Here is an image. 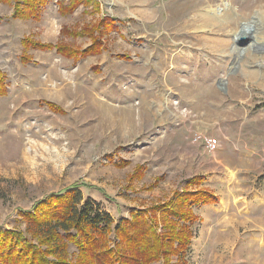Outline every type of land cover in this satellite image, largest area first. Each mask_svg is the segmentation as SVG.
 <instances>
[{
    "label": "rangeland",
    "instance_id": "obj_1",
    "mask_svg": "<svg viewBox=\"0 0 264 264\" xmlns=\"http://www.w3.org/2000/svg\"><path fill=\"white\" fill-rule=\"evenodd\" d=\"M58 1L36 20L0 1V234L31 255L27 215L63 192L120 221L204 175L218 201L195 209L187 264H264V0Z\"/></svg>",
    "mask_w": 264,
    "mask_h": 264
},
{
    "label": "trees",
    "instance_id": "obj_2",
    "mask_svg": "<svg viewBox=\"0 0 264 264\" xmlns=\"http://www.w3.org/2000/svg\"><path fill=\"white\" fill-rule=\"evenodd\" d=\"M15 2L14 17L40 19L44 6L50 0H0ZM94 0H59V11L70 15L79 5L94 4ZM108 19V18H107ZM24 43L30 45L26 39ZM43 45L33 43V48L43 51L56 49L58 54L72 58L78 56L74 48L66 45ZM68 49L71 54L63 50ZM87 53V51H84ZM76 53V54H74ZM93 54V53H92ZM4 74L0 77V96H7ZM204 177L197 176L189 182L196 190L184 189L175 193L167 203L147 209H135L130 219L116 221L99 202L85 198L79 188L63 192L47 206L45 204L32 216L27 215L24 234L35 243L30 255H22L13 246L6 234H0V264H187L193 227L200 221L195 209L216 204L213 192L203 188ZM59 203L61 209L56 204ZM49 207V208H48ZM48 208V210H47ZM159 217V223L157 217ZM24 241L27 237L23 238ZM24 246L26 244L22 242ZM71 245L78 251V257L68 259ZM51 258V259H48Z\"/></svg>",
    "mask_w": 264,
    "mask_h": 264
},
{
    "label": "built area",
    "instance_id": "obj_3",
    "mask_svg": "<svg viewBox=\"0 0 264 264\" xmlns=\"http://www.w3.org/2000/svg\"><path fill=\"white\" fill-rule=\"evenodd\" d=\"M192 141L194 143H202L205 148L210 152H215L219 148L218 140L212 136H206L200 133H195L192 136Z\"/></svg>",
    "mask_w": 264,
    "mask_h": 264
},
{
    "label": "water",
    "instance_id": "obj_4",
    "mask_svg": "<svg viewBox=\"0 0 264 264\" xmlns=\"http://www.w3.org/2000/svg\"><path fill=\"white\" fill-rule=\"evenodd\" d=\"M249 28H250V27H248V26L246 25V26L243 28V30H242V35L247 34L248 31H249ZM240 39H241V43L246 41V38H245V37H240ZM222 86H223V84L219 83V87H220L221 90H223Z\"/></svg>",
    "mask_w": 264,
    "mask_h": 264
},
{
    "label": "crops",
    "instance_id": "obj_5",
    "mask_svg": "<svg viewBox=\"0 0 264 264\" xmlns=\"http://www.w3.org/2000/svg\"><path fill=\"white\" fill-rule=\"evenodd\" d=\"M46 51H49V50H46ZM198 176H202V177H204V175H198ZM205 180H206V179H205V177H204L203 185H204V183H205ZM203 185H202V186H203ZM203 187H204V186H203ZM213 205H214V204H213ZM208 206H210V205H208Z\"/></svg>",
    "mask_w": 264,
    "mask_h": 264
},
{
    "label": "bare ground",
    "instance_id": "obj_6",
    "mask_svg": "<svg viewBox=\"0 0 264 264\" xmlns=\"http://www.w3.org/2000/svg\"><path fill=\"white\" fill-rule=\"evenodd\" d=\"M217 17H218V16H217ZM245 26H246V25H245ZM245 26H244V27H245ZM242 28H243V27H242Z\"/></svg>",
    "mask_w": 264,
    "mask_h": 264
}]
</instances>
